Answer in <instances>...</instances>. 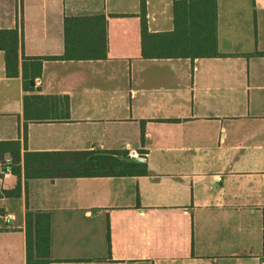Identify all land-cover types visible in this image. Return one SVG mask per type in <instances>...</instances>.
Here are the masks:
<instances>
[{"label": "crops", "instance_id": "obj_1", "mask_svg": "<svg viewBox=\"0 0 264 264\" xmlns=\"http://www.w3.org/2000/svg\"><path fill=\"white\" fill-rule=\"evenodd\" d=\"M173 1L0 0L19 37L15 76L0 49V142L20 143L17 174L0 159V191L20 182L0 196V264H26L27 210L49 216L48 264H264V0H214V56H142L141 18L170 42ZM79 17L103 18L85 29L103 26L104 58H61ZM34 94L67 110L26 117ZM83 150L134 151L146 172L24 176L25 152Z\"/></svg>", "mask_w": 264, "mask_h": 264}, {"label": "trees", "instance_id": "obj_2", "mask_svg": "<svg viewBox=\"0 0 264 264\" xmlns=\"http://www.w3.org/2000/svg\"><path fill=\"white\" fill-rule=\"evenodd\" d=\"M143 6V4H142ZM215 2L205 1H173L174 30L170 42H159L160 34L147 31L144 17L141 18V54L144 57L160 55L172 56H214L216 54L215 36ZM102 17L74 18L78 25L77 38L74 47H69V52L61 58H93L100 59L106 56L107 45L105 30L102 26L96 38L88 34L85 25L94 19ZM162 37V36H161ZM19 37L16 29L0 30V49L4 51L5 71L9 76L17 74V50ZM68 49V47H67ZM90 57H70L71 54ZM40 61H38L39 64ZM36 72L39 73V70ZM24 88L28 86V77L23 74ZM67 110V96L24 95V115L32 118L55 117L51 111L55 104ZM49 106L50 113L39 111V107ZM35 108L36 112L30 113L29 109ZM60 117V116H59ZM61 117H67V112ZM7 149L11 159V172L17 174L20 161V143L18 140L0 142V159L3 151ZM124 150H83L61 152H25L23 157L25 178L33 177H60V176H98L121 175L139 166L140 173L146 172L145 163L127 161L119 158L126 156ZM20 182H17L11 190H1L0 196L18 195ZM25 258L26 264H48L49 253V216L42 212L25 213Z\"/></svg>", "mask_w": 264, "mask_h": 264}, {"label": "water", "instance_id": "obj_3", "mask_svg": "<svg viewBox=\"0 0 264 264\" xmlns=\"http://www.w3.org/2000/svg\"><path fill=\"white\" fill-rule=\"evenodd\" d=\"M31 84H33V80H31ZM122 159H125L127 161H141V158L139 157H135V156H129V155H126V156H122L121 157Z\"/></svg>", "mask_w": 264, "mask_h": 264}, {"label": "built area", "instance_id": "obj_4", "mask_svg": "<svg viewBox=\"0 0 264 264\" xmlns=\"http://www.w3.org/2000/svg\"><path fill=\"white\" fill-rule=\"evenodd\" d=\"M131 156H137V153L136 152H132V154H130Z\"/></svg>", "mask_w": 264, "mask_h": 264}]
</instances>
